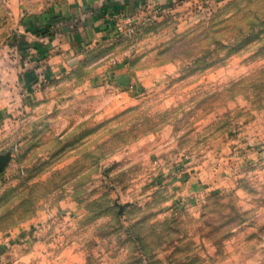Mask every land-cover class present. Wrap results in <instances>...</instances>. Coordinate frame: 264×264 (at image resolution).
I'll return each mask as SVG.
<instances>
[{"label":"rangeland","instance_id":"obj_1","mask_svg":"<svg viewBox=\"0 0 264 264\" xmlns=\"http://www.w3.org/2000/svg\"><path fill=\"white\" fill-rule=\"evenodd\" d=\"M140 6L134 30L114 29L132 11L98 20L104 38L30 88L14 48L25 40L5 28L20 15L0 27V155L12 156L0 252L32 251L27 264H264V0Z\"/></svg>","mask_w":264,"mask_h":264},{"label":"crops","instance_id":"obj_2","mask_svg":"<svg viewBox=\"0 0 264 264\" xmlns=\"http://www.w3.org/2000/svg\"><path fill=\"white\" fill-rule=\"evenodd\" d=\"M18 2H23L25 7ZM141 4L142 0H87L83 4L72 3L53 6L44 12H29L28 0H0L1 28L6 18L9 20L18 16L17 14L20 15V24L5 27L8 31L10 29L11 39L25 40L26 47H21L22 42L15 43L14 46L29 57L18 63L21 65L18 78L30 88L31 83L36 82L37 85L44 78L57 77L66 67L80 59L79 53L82 49L92 48L97 39L104 38L105 24L98 26V20L106 22L111 13H133ZM108 23L110 25L111 21ZM6 245L7 251L0 252V264H27L35 255L29 250L19 254L21 248L17 245ZM42 245L46 246L47 252L52 247L48 242ZM13 251H17L16 255ZM39 255L43 261L50 260L51 256L53 262L55 261L53 254L40 252Z\"/></svg>","mask_w":264,"mask_h":264},{"label":"built area","instance_id":"obj_3","mask_svg":"<svg viewBox=\"0 0 264 264\" xmlns=\"http://www.w3.org/2000/svg\"><path fill=\"white\" fill-rule=\"evenodd\" d=\"M113 18L115 21L114 29L119 35H122L134 30V28L138 24L139 14H137L136 12L122 16L115 14L113 15Z\"/></svg>","mask_w":264,"mask_h":264},{"label":"water","instance_id":"obj_4","mask_svg":"<svg viewBox=\"0 0 264 264\" xmlns=\"http://www.w3.org/2000/svg\"><path fill=\"white\" fill-rule=\"evenodd\" d=\"M12 156L10 153L0 155V172L8 165Z\"/></svg>","mask_w":264,"mask_h":264}]
</instances>
